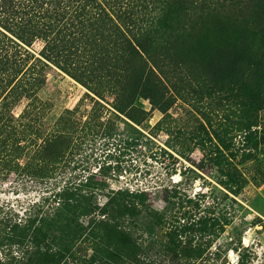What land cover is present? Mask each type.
I'll return each instance as SVG.
<instances>
[{
	"label": "trees",
	"instance_id": "obj_1",
	"mask_svg": "<svg viewBox=\"0 0 264 264\" xmlns=\"http://www.w3.org/2000/svg\"><path fill=\"white\" fill-rule=\"evenodd\" d=\"M243 1L0 0V163L13 162L32 178L43 179L70 144L78 121L67 124L64 117L49 126L48 105L38 95L51 64L98 96L112 97L121 111L138 109L135 99L144 96L164 112L192 87L184 53L192 49L205 14L238 8ZM260 34L259 53L251 56L248 69L259 65L255 74L264 76V25L250 32L252 39ZM242 85L248 95L258 92L246 78ZM243 105V115L231 131L244 133L242 156L248 158L263 135L249 137L257 132L252 129L257 124L247 97ZM225 146L220 183L227 191L221 201L207 200L205 191L186 195L176 186L160 190L158 197L146 189H108L103 175L91 174L32 202L23 215L1 210L0 253L5 256L0 264H129L134 256L117 249L122 240L137 238L128 223L155 198L164 203L154 221L165 223L168 245L161 254L169 264H227V251L242 246L241 236L236 245L218 240L238 210L246 209L230 194L238 195L247 180L230 144ZM260 173L264 181V168ZM104 189L107 198L100 204L97 193ZM168 207L176 211L167 218ZM256 222L261 219L252 225ZM87 248L89 255L82 254ZM247 256L239 253L236 264H248Z\"/></svg>",
	"mask_w": 264,
	"mask_h": 264
},
{
	"label": "rangeland",
	"instance_id": "obj_2",
	"mask_svg": "<svg viewBox=\"0 0 264 264\" xmlns=\"http://www.w3.org/2000/svg\"><path fill=\"white\" fill-rule=\"evenodd\" d=\"M263 25L264 0H245L238 8L209 10L192 49L184 53L192 87L175 97L164 112L144 96L135 99L138 109L121 111L114 107L112 97L98 96L51 64L46 83L38 92L48 105L46 122L55 126L65 117V123L76 120L78 125L61 161L43 179L32 178L13 162L0 163V211L23 215L32 202L91 174L103 175L108 189H146L158 197L160 190L176 186L186 195L205 191L207 200L221 201L227 190L220 183V167L223 154L228 153L225 145L230 144L233 160L247 180L238 195H230L246 209L238 210L218 243L236 245L241 236L242 246L227 251V264H236L239 253H248V264H264V181L260 173L264 168V76L255 74L259 65L248 69L263 37L260 34L252 39L250 32L254 27L261 31ZM246 72L250 75L243 76ZM244 78L258 92L246 94ZM246 97L253 105L252 120L257 124L252 126L257 132L253 130L249 137L263 135L259 140L263 142L251 149L248 158L242 156L244 133L231 131L243 115ZM21 108L19 105L14 111L18 113ZM20 161L24 163V159ZM106 193L107 189L97 193L98 203L105 202ZM155 199L128 223L137 238L122 240L117 249V253L134 256L129 264H169L161 254L168 245L165 223L154 221L164 203ZM175 211L176 207H168L167 218ZM258 218L261 222L252 225ZM83 252L89 255L90 249ZM3 256L5 253H0Z\"/></svg>",
	"mask_w": 264,
	"mask_h": 264
},
{
	"label": "bare ground",
	"instance_id": "obj_3",
	"mask_svg": "<svg viewBox=\"0 0 264 264\" xmlns=\"http://www.w3.org/2000/svg\"><path fill=\"white\" fill-rule=\"evenodd\" d=\"M177 180V179H176Z\"/></svg>",
	"mask_w": 264,
	"mask_h": 264
}]
</instances>
